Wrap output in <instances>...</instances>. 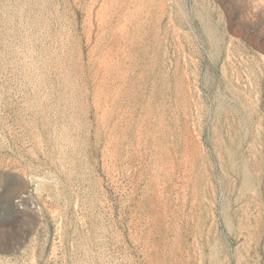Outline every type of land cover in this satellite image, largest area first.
<instances>
[{
    "label": "rangeland",
    "instance_id": "1",
    "mask_svg": "<svg viewBox=\"0 0 264 264\" xmlns=\"http://www.w3.org/2000/svg\"><path fill=\"white\" fill-rule=\"evenodd\" d=\"M0 264H264V0H0Z\"/></svg>",
    "mask_w": 264,
    "mask_h": 264
}]
</instances>
